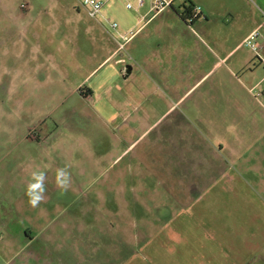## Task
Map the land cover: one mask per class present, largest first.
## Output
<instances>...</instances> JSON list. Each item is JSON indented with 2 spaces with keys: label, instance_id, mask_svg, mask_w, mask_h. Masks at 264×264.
Masks as SVG:
<instances>
[{
  "label": "rangeland",
  "instance_id": "1",
  "mask_svg": "<svg viewBox=\"0 0 264 264\" xmlns=\"http://www.w3.org/2000/svg\"><path fill=\"white\" fill-rule=\"evenodd\" d=\"M184 1H172L162 15L152 17L148 28L139 30L138 11L147 12L150 0H144L139 10L127 9L123 0H109L104 12L119 24L115 30L89 17L78 0H0V264L24 260L23 253L14 256L9 247L24 244L15 232L25 226L34 233L41 230L46 239L54 234L50 243L39 238L35 245L60 251V264H69L74 252L130 253L148 237L145 222L150 228L160 227L176 212L186 210L190 151L182 148L185 127L177 133L181 141L176 166L167 176L162 172L158 178L145 179L143 191H138L143 197L131 191L137 183L126 164L131 155L113 166L107 158L97 161L98 155L107 156L111 138L93 107L97 105L107 118L113 110L110 99L121 100L126 89L134 97L143 89L145 71L136 65L144 62L141 40L157 25L163 38H183L179 46L207 56L201 58L195 77L186 78L175 89L150 81L146 88L156 103V117L168 112L149 138L193 103V113L201 117L196 140L204 141L203 119L228 111L230 123L224 124L227 129L221 135L237 146L238 157L230 158L226 167L241 170L264 198V55L260 54V63L253 50L241 44L248 23L228 22L233 8L242 17L252 12L244 0H207L214 15L204 10L201 25L197 22L190 28L172 17H184ZM253 1L260 12L258 1ZM190 2L199 10L200 0ZM124 32L133 37L119 48ZM192 34L201 35L207 44L197 43ZM127 66L129 73L134 66L131 74ZM88 88L94 90L91 97L84 95ZM143 143L146 140L136 149ZM121 168L127 189L123 185L122 194L114 195L117 183L109 189L108 183ZM58 169H65L70 177L67 190L57 185ZM33 172L44 174V200L37 207L26 195Z\"/></svg>",
  "mask_w": 264,
  "mask_h": 264
},
{
  "label": "crops",
  "instance_id": "2",
  "mask_svg": "<svg viewBox=\"0 0 264 264\" xmlns=\"http://www.w3.org/2000/svg\"><path fill=\"white\" fill-rule=\"evenodd\" d=\"M172 1L174 0H171L170 4ZM206 1L200 0L199 10L195 6L196 12L200 15L199 18H191L195 20V25L197 22L198 26L201 25L204 10L210 15L215 13ZM244 1L252 13L242 17L238 10L233 8L228 22L242 20L248 23L249 30L246 34L249 35L252 30L254 31L261 25L264 0H257L260 12L255 10L253 0ZM166 8L167 6L159 12L156 11L150 17H148L149 13L153 12L150 8L143 14L139 10L137 16L139 30L143 26L144 30L148 28L154 20L152 17L157 14V16L162 15ZM168 13L174 12L168 10ZM172 17L186 27H194L186 22L188 19L175 14ZM170 18L171 16H165L163 19ZM155 27L157 30L146 32L144 39L141 40L145 44V47L141 48L144 52V62L136 64L141 65L140 67H143L145 71L143 89L136 92L137 95L135 94L134 97L131 91L126 89L124 98L121 100L115 97L110 99L113 110L111 108L112 111L107 118L100 112L97 105L93 107L97 120L107 125L111 138L107 142V156L98 155L97 161L107 158L109 164L113 166L116 162L118 164L121 159L131 155L126 164L130 166L129 175L137 181L131 186L133 187L131 191H134L132 192L134 196L143 197V194H138V191H143L146 185L145 179L158 178L162 172L164 176H167L171 166H176L180 151L177 146L181 141L177 133L180 128L185 127L182 137L185 141L183 140L182 148L186 146L190 151L189 165H186L189 166L187 208L161 222L160 227L150 228L148 227L149 222H145L148 224L144 227L145 232L150 231L147 233L148 237L138 242L136 244L138 247L132 249L130 253H120V251L74 252L71 258L69 257V264H264V198L254 189L253 183L241 170L235 171L227 168V161L238 157L237 146L233 142H226L224 136L221 135L223 129L230 123L228 111L212 113L207 119H203L206 122L205 129H203V136L206 137L204 141L196 140L200 137L196 131L201 128V125H197L201 117L193 113V103L184 108L181 116L172 121V124L169 123L166 129H161L156 136L149 138L154 130L153 127L168 112L167 110L156 117V103L150 100V88H146L150 81H161L166 86L175 89L177 84L185 81L186 78L195 77V71L201 65V58L207 56L205 54L199 56L193 50L179 46L183 38L167 36L163 38L161 27L158 25ZM132 37L129 36V40ZM192 37L197 38V43L202 41L207 44L199 34L197 36L192 34ZM154 43H156L155 46ZM160 43L164 44L163 47ZM118 62L122 63L123 59H119ZM133 69L134 66H131L129 74ZM119 90L123 88L119 87ZM93 94L94 90L88 88L84 95L91 97ZM152 118L156 120L151 123ZM218 121H221V125L216 124ZM218 128H220L219 131ZM144 140L146 143L136 149L138 143ZM134 150L135 152L132 153ZM124 174L125 171L121 168L115 179L108 183V189L115 187L117 183L114 195H121V191L124 188L127 189L123 183L125 182ZM166 180L169 178L164 181ZM243 202L244 206H242ZM244 214H247L249 218ZM38 217L35 219L38 220ZM151 219L154 221L155 217ZM159 219L160 217L157 218V223ZM15 234L25 240L20 246L9 247L14 256L22 253L25 255L24 260L18 264H60V251H56L49 245L47 248L35 245L39 238L50 243L49 241L55 238L54 234L46 239L41 230L34 233V230L26 226ZM257 254L260 256L257 257ZM7 262L12 263L11 260Z\"/></svg>",
  "mask_w": 264,
  "mask_h": 264
},
{
  "label": "built area",
  "instance_id": "3",
  "mask_svg": "<svg viewBox=\"0 0 264 264\" xmlns=\"http://www.w3.org/2000/svg\"><path fill=\"white\" fill-rule=\"evenodd\" d=\"M80 5L86 9L88 12V16L95 18L96 20H102L106 22L107 24L110 25L111 28L117 30L119 28V24L116 21H113V19L110 18V16L106 15L104 12V7L105 4L109 0H78ZM125 1V5L127 9H136L139 10L142 6H144L145 2L144 0H135V2L131 0H123ZM171 0H150V10L151 11H161L163 10L166 6L170 4ZM196 14H198L196 12ZM264 15V13H263ZM120 38L124 40L120 44L119 48L124 47L125 41L129 40V37L126 33L121 34L120 33ZM243 45L249 46L252 50L253 53L258 56L257 59L259 60L260 63L263 62V58L260 56L262 53L264 55V16L261 22L260 27L255 29L254 31L252 30L249 35L245 37L243 40Z\"/></svg>",
  "mask_w": 264,
  "mask_h": 264
},
{
  "label": "clouds",
  "instance_id": "4",
  "mask_svg": "<svg viewBox=\"0 0 264 264\" xmlns=\"http://www.w3.org/2000/svg\"><path fill=\"white\" fill-rule=\"evenodd\" d=\"M70 183V177L65 169L57 170V185L64 190H67ZM45 186L44 174L33 172L32 180L26 188V195L29 197V203L33 207H37L44 200Z\"/></svg>",
  "mask_w": 264,
  "mask_h": 264
},
{
  "label": "trees",
  "instance_id": "5",
  "mask_svg": "<svg viewBox=\"0 0 264 264\" xmlns=\"http://www.w3.org/2000/svg\"><path fill=\"white\" fill-rule=\"evenodd\" d=\"M185 11H184V19H189L191 20V18H195V17H200L199 14H196V8H195V5L193 3L190 2V0H186L184 1V3L182 4ZM198 17V18H199ZM195 21H193L192 23H190V25L193 26Z\"/></svg>",
  "mask_w": 264,
  "mask_h": 264
},
{
  "label": "water",
  "instance_id": "6",
  "mask_svg": "<svg viewBox=\"0 0 264 264\" xmlns=\"http://www.w3.org/2000/svg\"><path fill=\"white\" fill-rule=\"evenodd\" d=\"M129 71H130V67L127 66V67H126V72L129 73Z\"/></svg>",
  "mask_w": 264,
  "mask_h": 264
}]
</instances>
